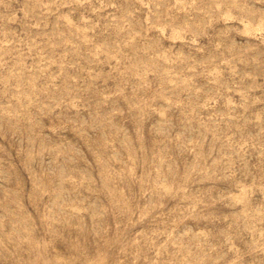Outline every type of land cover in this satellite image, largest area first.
<instances>
[{
	"label": "rangeland",
	"instance_id": "374dc122",
	"mask_svg": "<svg viewBox=\"0 0 264 264\" xmlns=\"http://www.w3.org/2000/svg\"><path fill=\"white\" fill-rule=\"evenodd\" d=\"M0 264H264V0H0Z\"/></svg>",
	"mask_w": 264,
	"mask_h": 264
}]
</instances>
